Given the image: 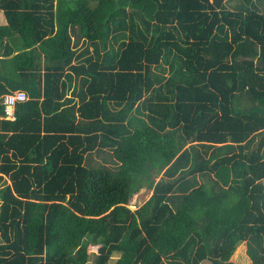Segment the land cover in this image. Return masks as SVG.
<instances>
[{"label": "trees", "instance_id": "trees-1", "mask_svg": "<svg viewBox=\"0 0 264 264\" xmlns=\"http://www.w3.org/2000/svg\"><path fill=\"white\" fill-rule=\"evenodd\" d=\"M227 1L0 0V264H264V0Z\"/></svg>", "mask_w": 264, "mask_h": 264}, {"label": "rangeland", "instance_id": "rangeland-1", "mask_svg": "<svg viewBox=\"0 0 264 264\" xmlns=\"http://www.w3.org/2000/svg\"><path fill=\"white\" fill-rule=\"evenodd\" d=\"M237 0H228L227 1V4L230 5V7L234 4H236ZM94 159L96 162H99V157H97L96 155L94 156ZM111 169H114V168H111ZM160 178V174L156 176L155 180H158ZM5 183H9L8 180H6L3 184L0 185V192L2 190V187ZM151 195V191L146 193L145 192V188H141L139 190V192L135 193L130 202H129V205L128 207L131 209V210H134L136 209L138 206H140L145 200H147L149 198V196ZM0 203H1V200H0ZM0 242H1V238H0ZM241 246L239 248V250L236 252L234 251L233 253V256L236 260V263L237 264H252L248 255L246 254V244L244 242L240 243ZM119 257V254L118 253H113V255L111 256L110 258V261H109V264H114V262L116 261V259ZM91 261L88 263L90 264ZM202 264H206V262L202 263Z\"/></svg>", "mask_w": 264, "mask_h": 264}, {"label": "built area", "instance_id": "built-area-1", "mask_svg": "<svg viewBox=\"0 0 264 264\" xmlns=\"http://www.w3.org/2000/svg\"><path fill=\"white\" fill-rule=\"evenodd\" d=\"M26 99V95L22 91H16L9 93L4 96V111H5V117L7 119H14V106Z\"/></svg>", "mask_w": 264, "mask_h": 264}, {"label": "crops", "instance_id": "crops-1", "mask_svg": "<svg viewBox=\"0 0 264 264\" xmlns=\"http://www.w3.org/2000/svg\"><path fill=\"white\" fill-rule=\"evenodd\" d=\"M6 18H5V16H4V14H3V11H2V9H0V25H5L6 24ZM6 94V93H5ZM4 95V94H3ZM2 95V96H3ZM14 111H15V108H14ZM14 117H15V113H14ZM10 120H14V119H10ZM100 158V157H99ZM100 160V159H99Z\"/></svg>", "mask_w": 264, "mask_h": 264}]
</instances>
